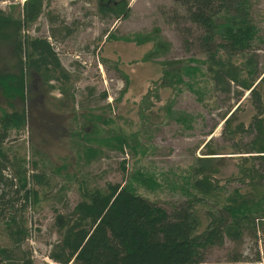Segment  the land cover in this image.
<instances>
[{
	"label": "rangeland",
	"instance_id": "1",
	"mask_svg": "<svg viewBox=\"0 0 264 264\" xmlns=\"http://www.w3.org/2000/svg\"><path fill=\"white\" fill-rule=\"evenodd\" d=\"M24 1L0 0V9L18 15ZM94 1L45 0L42 14L29 29L31 36L50 41L70 76L63 92L56 81H51L54 87L49 88L37 74L26 70V98L15 103L25 109L26 127L12 133L8 140L27 156L37 150L48 182L41 187L35 184L38 204L20 213L28 228L23 248L31 250L38 264H58L48 257L58 238L55 215L70 210L79 199L75 177L67 179V175L89 174L103 186L106 181L124 184L130 173L139 170L151 175L156 187L134 182L135 191L171 210L184 199L181 187L189 166L205 153L204 143L210 141L209 147L222 157L214 161V168L223 190L230 193L236 187L244 189L230 180L237 176L238 167L236 154L231 153L232 141L224 134V121L230 111H235L231 128L249 122L254 113L249 91L243 90L240 97L234 92H220L197 73L196 94L182 83L171 84L163 78L164 71L178 73L183 66L196 65L189 63L190 58H204L194 42L199 30L184 18L180 1L117 0L122 14L107 19L97 16ZM248 3L258 36L264 38V0ZM154 29L168 44L167 51L155 57L147 56L153 49L152 42L137 45L106 39L109 32L120 36ZM255 51L262 69L264 42L258 43ZM18 71L11 46L0 42V74ZM188 78L183 76L182 80ZM259 89L264 99V82ZM0 107L9 110L1 90ZM176 113L189 121L178 122ZM113 135L127 139L123 151L100 142ZM250 139L247 135L243 141ZM132 144L140 146V152L130 148ZM88 149L97 153L88 156ZM0 246H11L1 221ZM235 256L240 259L233 261ZM201 264H264V222L255 235L245 234L236 244L226 239L223 245L210 247Z\"/></svg>",
	"mask_w": 264,
	"mask_h": 264
},
{
	"label": "trees",
	"instance_id": "2",
	"mask_svg": "<svg viewBox=\"0 0 264 264\" xmlns=\"http://www.w3.org/2000/svg\"><path fill=\"white\" fill-rule=\"evenodd\" d=\"M179 1L184 18L199 30L194 42L204 58H190L189 63L197 62L199 66H183L178 73L164 71L163 78L171 84L182 83L196 94L197 73L220 92H234L235 97H240L243 90L249 91L254 108L249 122L231 128L235 111H230L224 121V134L232 141L231 153L236 154L238 167L237 176L230 180L244 189L236 187L230 193L223 190L214 168V161L222 157L209 147L210 141L204 143L205 153L189 166L181 187L184 199L171 210L135 191L134 182L156 187L155 179L139 170L130 173L124 184L106 181L103 186L89 174L67 175V179L75 177L79 199L70 210L55 215L58 238L48 257L58 264H201L210 247L221 246L226 239L236 244L245 234L255 235L264 222V99L259 89L264 82V67L259 68L255 51L264 38L258 36L248 0ZM44 3L45 0H25L18 15L0 9V42L11 46L19 65L17 73L0 74L1 95L9 107H0V221L11 241V246H0V264H38L31 250L23 248L28 228L20 213L38 204L35 184L41 187L48 182L37 150L27 156L8 144L12 133L26 127L25 109L15 106L26 98V70L37 74L49 88L54 87L50 82L56 81L63 92L70 79L50 41L29 34ZM99 3L103 15L110 16L113 11L115 17L119 16L112 1ZM122 11L126 13L125 4ZM110 38L137 45L152 42L153 49L147 55L152 57L168 49L157 29L120 36L109 32L106 39ZM183 76L188 80H182ZM124 81L128 83L125 76ZM175 119L180 123L189 121L182 113H176ZM247 135L251 139L244 142ZM100 142L120 151L128 145L120 135ZM130 148L140 152L136 144ZM96 153L88 149V156ZM64 188L63 185L61 190Z\"/></svg>",
	"mask_w": 264,
	"mask_h": 264
},
{
	"label": "flooded vegetation",
	"instance_id": "3",
	"mask_svg": "<svg viewBox=\"0 0 264 264\" xmlns=\"http://www.w3.org/2000/svg\"><path fill=\"white\" fill-rule=\"evenodd\" d=\"M100 1H102V0H95L94 1V6H95V13L97 14V16H99L100 18H102V19H107V18H109L110 16H113V17H111V18H119L120 17V14H122L121 13V7H120V3H118L119 1H117V0H106L107 2H109V1H112L114 4H116L117 5V7L115 8L118 12H120L119 13V16L118 17H115V13L113 12V11H111V13H110V16L109 15H103L102 13H101V9H100V7H99V5H100ZM118 3V4H117ZM106 10V9H105ZM123 10V9H122ZM115 11V10H114ZM109 14V13H108Z\"/></svg>",
	"mask_w": 264,
	"mask_h": 264
}]
</instances>
